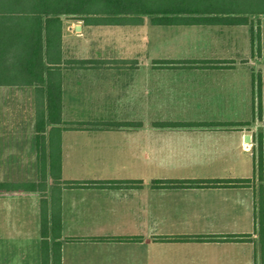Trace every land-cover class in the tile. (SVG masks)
Here are the masks:
<instances>
[{"label": "crops", "instance_id": "1", "mask_svg": "<svg viewBox=\"0 0 264 264\" xmlns=\"http://www.w3.org/2000/svg\"><path fill=\"white\" fill-rule=\"evenodd\" d=\"M258 25L250 56L100 50L2 73L0 264H264Z\"/></svg>", "mask_w": 264, "mask_h": 264}, {"label": "trees", "instance_id": "2", "mask_svg": "<svg viewBox=\"0 0 264 264\" xmlns=\"http://www.w3.org/2000/svg\"><path fill=\"white\" fill-rule=\"evenodd\" d=\"M253 15H264V0H0V75L16 71L30 83L59 65L65 53L63 16L90 25L142 24L149 16L157 26H224L253 24ZM258 165L262 176L261 148ZM259 230H264L262 212Z\"/></svg>", "mask_w": 264, "mask_h": 264}, {"label": "rangeland", "instance_id": "3", "mask_svg": "<svg viewBox=\"0 0 264 264\" xmlns=\"http://www.w3.org/2000/svg\"><path fill=\"white\" fill-rule=\"evenodd\" d=\"M63 19L67 55H98L104 50L102 53L153 58L260 54L258 24H264V15L251 16L253 24L224 26H157L151 24L149 16L142 24L122 25H90L74 16ZM77 24L82 25L80 31L75 29Z\"/></svg>", "mask_w": 264, "mask_h": 264}, {"label": "water", "instance_id": "4", "mask_svg": "<svg viewBox=\"0 0 264 264\" xmlns=\"http://www.w3.org/2000/svg\"><path fill=\"white\" fill-rule=\"evenodd\" d=\"M75 29H76L77 31H80V30L82 29V26H81L80 24H77V25L75 26Z\"/></svg>", "mask_w": 264, "mask_h": 264}]
</instances>
